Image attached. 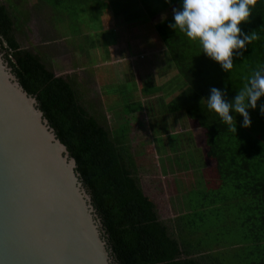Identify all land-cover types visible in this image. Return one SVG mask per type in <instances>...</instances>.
<instances>
[{
	"label": "trees",
	"instance_id": "trees-1",
	"mask_svg": "<svg viewBox=\"0 0 264 264\" xmlns=\"http://www.w3.org/2000/svg\"><path fill=\"white\" fill-rule=\"evenodd\" d=\"M38 1L48 6L58 24L63 22L70 37L80 35L78 19L86 10L110 9L125 26L133 27L174 5L182 6V0ZM14 15L6 2H0L2 58L74 159L114 264H264V115L259 108L264 97L256 109H248L249 127H242L243 117L233 114L235 134L202 100L215 87L231 101L246 78L264 66V0H257L248 21L238 25L243 34L253 32L257 38L240 50L242 55H234L230 72L208 58L198 42L169 28L173 14L153 24L176 74L167 85L140 84V93L148 99L160 93L166 98L162 107L155 97L150 101L158 106L155 112L160 110V116L183 112L193 129L203 133V150L196 148L191 133L189 143L183 144L188 152L183 171L192 168L200 178L184 190V212L169 225L159 219L154 202L144 194L131 153L132 116L144 108L150 111L149 105L131 101L129 95L115 103L111 96L109 109L118 107L122 114L113 126L108 125L82 103L74 78L55 76L41 54L21 47L16 34L22 33L25 18ZM113 42L110 39L103 46ZM74 44L77 50L82 48ZM91 46L96 47L94 42ZM85 50L83 45L79 51ZM159 122L152 129L156 141L165 140L169 151L181 153L182 144L177 136L168 135L163 116Z\"/></svg>",
	"mask_w": 264,
	"mask_h": 264
},
{
	"label": "rangeland",
	"instance_id": "rangeland-1",
	"mask_svg": "<svg viewBox=\"0 0 264 264\" xmlns=\"http://www.w3.org/2000/svg\"><path fill=\"white\" fill-rule=\"evenodd\" d=\"M0 2H6L18 19L25 18L24 24L21 25L22 33L16 34L21 47L41 54L55 76L74 78L82 96V103L96 117H104L110 126L121 117L122 113L118 107L109 109L111 96L115 103H118L119 99L125 100L129 95L131 101L149 105L151 112L144 108L132 116L129 134L131 153L136 160L144 194L154 202L159 219L169 225L170 220L184 212V190L200 178L198 172L192 168L183 171V160L188 156L187 147L183 148V144L189 143L188 133H191L196 148L203 150V133L199 129H193V123L187 120L183 112L160 116L157 113L160 110L155 112L158 106L154 107V102L150 101L155 99L162 107L161 101L166 98L160 93L152 94L149 99L143 97L139 85H167L176 74L153 28L154 23L171 16L176 6L133 27L125 26L121 18H115L113 12L108 9V25L106 27L105 23L104 28L101 21L104 11L94 10L90 13L86 10L83 11L81 19H78L80 35L70 37L64 30L63 22L58 24L56 17L52 18L53 14L48 6L44 3L41 5L38 0ZM64 21L67 25V19ZM68 38L69 41L74 39V43L82 45L81 49L78 46L79 50L83 49V45L86 50L80 52ZM110 39L114 40L113 44L109 47L103 46V42ZM93 42L95 48L91 46ZM162 116L170 130L168 135L177 136L179 144H182V152L179 154L169 151L167 141H156L152 134L154 124L158 123ZM179 144L176 143L177 146Z\"/></svg>",
	"mask_w": 264,
	"mask_h": 264
},
{
	"label": "water",
	"instance_id": "water-1",
	"mask_svg": "<svg viewBox=\"0 0 264 264\" xmlns=\"http://www.w3.org/2000/svg\"><path fill=\"white\" fill-rule=\"evenodd\" d=\"M75 168L0 55V264H114Z\"/></svg>",
	"mask_w": 264,
	"mask_h": 264
},
{
	"label": "clouds",
	"instance_id": "clouds-1",
	"mask_svg": "<svg viewBox=\"0 0 264 264\" xmlns=\"http://www.w3.org/2000/svg\"><path fill=\"white\" fill-rule=\"evenodd\" d=\"M169 2V0H165ZM257 0H182L180 9L173 8L174 23L169 28L179 30L189 40L196 41L202 52L217 62L225 72L233 67L234 55H242L246 45L257 37L243 34L240 27L251 16V8ZM264 97V66L258 67L248 76L243 86L229 101L226 93L213 87L206 101L207 108L214 112L228 126V130L236 133L235 115L243 117L242 127L251 125L248 109H256L257 101ZM264 115V104L259 106Z\"/></svg>",
	"mask_w": 264,
	"mask_h": 264
},
{
	"label": "crops",
	"instance_id": "crops-1",
	"mask_svg": "<svg viewBox=\"0 0 264 264\" xmlns=\"http://www.w3.org/2000/svg\"><path fill=\"white\" fill-rule=\"evenodd\" d=\"M103 11H104V13L101 14V21H102V27L105 28V26L107 27V25H108V23H107L108 22V9H105ZM105 23H107V24L105 25ZM109 46H111V44Z\"/></svg>",
	"mask_w": 264,
	"mask_h": 264
}]
</instances>
